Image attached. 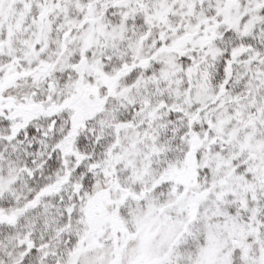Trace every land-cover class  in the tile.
<instances>
[{
  "label": "snow or ice",
  "instance_id": "snow-or-ice-1",
  "mask_svg": "<svg viewBox=\"0 0 264 264\" xmlns=\"http://www.w3.org/2000/svg\"><path fill=\"white\" fill-rule=\"evenodd\" d=\"M0 264H264V0H0Z\"/></svg>",
  "mask_w": 264,
  "mask_h": 264
}]
</instances>
